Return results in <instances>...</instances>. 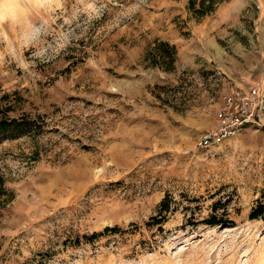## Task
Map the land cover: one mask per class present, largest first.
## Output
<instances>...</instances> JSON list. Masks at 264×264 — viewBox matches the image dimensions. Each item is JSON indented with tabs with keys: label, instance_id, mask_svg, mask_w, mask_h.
<instances>
[{
	"label": "rangeland",
	"instance_id": "rangeland-1",
	"mask_svg": "<svg viewBox=\"0 0 264 264\" xmlns=\"http://www.w3.org/2000/svg\"><path fill=\"white\" fill-rule=\"evenodd\" d=\"M188 5L0 0V120L24 127L0 142V264H264V115L196 149L232 88L264 89V0ZM157 40L173 72L146 60Z\"/></svg>",
	"mask_w": 264,
	"mask_h": 264
},
{
	"label": "trees",
	"instance_id": "trees-1",
	"mask_svg": "<svg viewBox=\"0 0 264 264\" xmlns=\"http://www.w3.org/2000/svg\"><path fill=\"white\" fill-rule=\"evenodd\" d=\"M224 0H189V11L192 16L197 19L199 22L202 21L205 17L213 14L219 5ZM178 57L177 48L174 45H171L169 42L165 41H156L151 50L148 52L146 60L153 67L160 68L167 72H173L175 70L176 62ZM24 130L23 124L17 123L16 120L8 121L5 119L0 120V138L3 136L4 139H0V142L4 140H14L20 138L22 135L19 132ZM5 187L3 178L0 176V196L4 195ZM218 204V203H217ZM170 205L167 201H164L160 207V216H156L152 218V225L154 227L161 228L162 224H164V220L161 217L163 214H166L170 210ZM216 207H214L215 209ZM228 211H224L222 218H219L216 215H211L207 219H205L202 224L209 227H221V226H229L226 224H230ZM250 220H260L264 219V202H260L257 206L252 209L249 214ZM120 229L117 227L110 228L107 227L102 234H93L90 237H84V239L88 240V242H94L98 240L102 236L106 235H117L121 234ZM78 244H80V241Z\"/></svg>",
	"mask_w": 264,
	"mask_h": 264
},
{
	"label": "built area",
	"instance_id": "built-area-1",
	"mask_svg": "<svg viewBox=\"0 0 264 264\" xmlns=\"http://www.w3.org/2000/svg\"><path fill=\"white\" fill-rule=\"evenodd\" d=\"M263 115L264 89L259 84L232 88L216 112L215 127L201 135L196 149L206 151L218 147L247 129L260 126Z\"/></svg>",
	"mask_w": 264,
	"mask_h": 264
}]
</instances>
